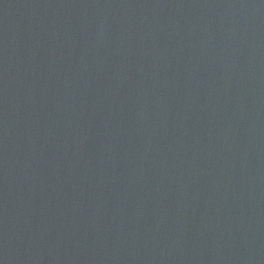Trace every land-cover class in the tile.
Returning a JSON list of instances; mask_svg holds the SVG:
<instances>
[{
  "label": "water",
  "instance_id": "water-1",
  "mask_svg": "<svg viewBox=\"0 0 264 264\" xmlns=\"http://www.w3.org/2000/svg\"><path fill=\"white\" fill-rule=\"evenodd\" d=\"M0 264H264V0H0Z\"/></svg>",
  "mask_w": 264,
  "mask_h": 264
}]
</instances>
